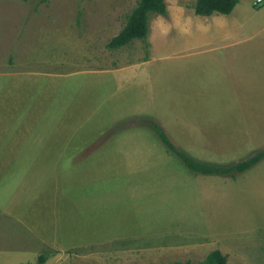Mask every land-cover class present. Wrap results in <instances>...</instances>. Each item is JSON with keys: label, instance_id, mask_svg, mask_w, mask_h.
I'll list each match as a JSON object with an SVG mask.
<instances>
[{"label": "rangeland", "instance_id": "374dc122", "mask_svg": "<svg viewBox=\"0 0 264 264\" xmlns=\"http://www.w3.org/2000/svg\"><path fill=\"white\" fill-rule=\"evenodd\" d=\"M256 2L185 21L195 0H165L113 50L137 0H0V264H264V160L197 175L153 128L208 164L264 150Z\"/></svg>", "mask_w": 264, "mask_h": 264}, {"label": "trees", "instance_id": "16d2710c", "mask_svg": "<svg viewBox=\"0 0 264 264\" xmlns=\"http://www.w3.org/2000/svg\"><path fill=\"white\" fill-rule=\"evenodd\" d=\"M239 0H195L193 6L194 12L200 17H210L214 14L230 15L238 5ZM167 6L165 0H137V6L133 9L128 17L127 24L121 33L115 37L109 44L108 48L118 49L129 45L134 40H143L147 37L149 27V14L156 13L162 16L167 14ZM154 131L159 135L163 143L169 147L175 154L183 160L187 168L197 174L203 176H220L235 177L243 174L254 167L256 164L264 160V150L255 156L234 163L232 165L220 166L208 164L193 160L187 154L179 151L169 140L161 127L153 126ZM227 256L223 255L219 250H215L201 264H227ZM46 256L39 258V264H44ZM186 264H192L187 262Z\"/></svg>", "mask_w": 264, "mask_h": 264}, {"label": "crops", "instance_id": "0c3cea01", "mask_svg": "<svg viewBox=\"0 0 264 264\" xmlns=\"http://www.w3.org/2000/svg\"><path fill=\"white\" fill-rule=\"evenodd\" d=\"M187 13V15H185ZM180 19L182 18V17H184V19L183 20H190V19H192V18H195L194 16H197L196 14L195 15H193L191 12H183V11H180ZM197 17H199V18H205V17H200V16H197ZM186 24V23H185ZM184 24V25H185ZM186 27V26H185ZM187 30V29H186ZM151 60V59H150ZM150 60H146V61H144V62H142V63H152V62H150ZM142 63H136V64H132V65H128V67H124V68H121V69H116L115 71H114V76H115V78L112 80V84H113V86H114V91L116 92L118 89H120L122 86H125V85H127V84H129V83H131L133 80H136V77H135V75H139L140 76V74L141 73H144V72H142V71H140V70H138L139 72L137 73L136 71H134L133 70V68H136V66H137V68H138V65L139 64H142ZM146 73H148L149 75H150V72H145V75H146ZM74 78V77H73ZM72 79V78H71ZM146 79V81L144 82V83H146L147 81H148V79L147 78H145ZM144 79V80H145ZM143 80V81H144ZM66 84H68L67 82H65ZM92 82L90 81V82H88V85L87 84H85L86 85V87L88 88V90L90 91V89L92 88V84H91ZM48 84V83H47ZM138 86H139V83H138ZM66 89L67 90H70V91H74V87H72V88H70V87H66ZM109 89H107V92L109 93L110 91H108ZM120 101V99L117 101V102H119ZM60 112H61V109H60ZM11 113H12V111H11ZM10 113V114H11Z\"/></svg>", "mask_w": 264, "mask_h": 264}, {"label": "built area", "instance_id": "2783aa9c", "mask_svg": "<svg viewBox=\"0 0 264 264\" xmlns=\"http://www.w3.org/2000/svg\"><path fill=\"white\" fill-rule=\"evenodd\" d=\"M255 4H262V0H257Z\"/></svg>", "mask_w": 264, "mask_h": 264}]
</instances>
